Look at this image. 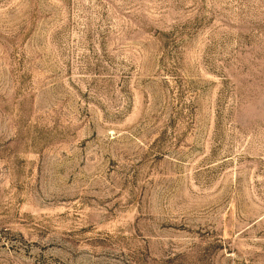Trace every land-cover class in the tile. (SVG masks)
<instances>
[{
  "label": "rangeland",
  "instance_id": "374dc122",
  "mask_svg": "<svg viewBox=\"0 0 264 264\" xmlns=\"http://www.w3.org/2000/svg\"><path fill=\"white\" fill-rule=\"evenodd\" d=\"M0 264H264V0H0Z\"/></svg>",
  "mask_w": 264,
  "mask_h": 264
}]
</instances>
